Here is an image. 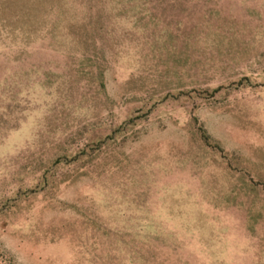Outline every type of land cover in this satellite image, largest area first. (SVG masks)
Instances as JSON below:
<instances>
[{
    "label": "rangeland",
    "instance_id": "374dc122",
    "mask_svg": "<svg viewBox=\"0 0 264 264\" xmlns=\"http://www.w3.org/2000/svg\"><path fill=\"white\" fill-rule=\"evenodd\" d=\"M0 264H264V0H0Z\"/></svg>",
    "mask_w": 264,
    "mask_h": 264
}]
</instances>
